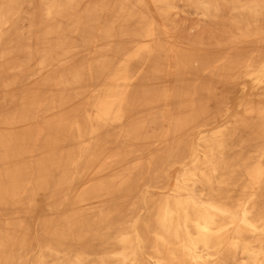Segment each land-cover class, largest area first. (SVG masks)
<instances>
[{"label": "bare ground", "instance_id": "obj_1", "mask_svg": "<svg viewBox=\"0 0 264 264\" xmlns=\"http://www.w3.org/2000/svg\"><path fill=\"white\" fill-rule=\"evenodd\" d=\"M0 264H264V0H0Z\"/></svg>", "mask_w": 264, "mask_h": 264}, {"label": "rangeland", "instance_id": "obj_2", "mask_svg": "<svg viewBox=\"0 0 264 264\" xmlns=\"http://www.w3.org/2000/svg\"><path fill=\"white\" fill-rule=\"evenodd\" d=\"M232 112H233V114H236V113H238V110L236 108H233ZM178 168H179V166L176 165L171 169L172 175H176ZM52 215H53L52 211L45 205H43L42 207H39V209H37V211L35 212V217H37V218L38 217L48 218V217H51ZM35 229H36V227L32 225L31 230L34 232ZM34 254H35V251H32L30 254H28L27 258L31 260L34 257Z\"/></svg>", "mask_w": 264, "mask_h": 264}]
</instances>
